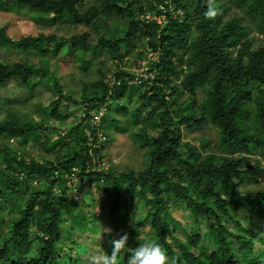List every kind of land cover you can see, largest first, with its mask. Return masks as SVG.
<instances>
[{"label": "trees", "instance_id": "1", "mask_svg": "<svg viewBox=\"0 0 264 264\" xmlns=\"http://www.w3.org/2000/svg\"><path fill=\"white\" fill-rule=\"evenodd\" d=\"M211 1L0 0V13L87 27L16 38L0 26V47L21 52L18 60H0V264H87L81 238L95 235L101 218L127 223L136 211L138 220L117 235L144 234L139 238L158 244L165 264H264V43L255 39L264 35V0ZM209 8L215 15L205 17ZM138 45L151 76L126 67L124 57ZM61 60L87 73L96 67L97 75L82 78L81 91L68 88L50 70ZM12 77L18 90L6 95ZM40 86L49 102L39 100ZM71 103L81 107L78 122L50 138L60 127L53 120L63 122ZM178 125L209 126L217 137L185 140ZM117 133L145 149L143 168L107 166L104 146ZM32 138L47 153L56 150L42 164L22 150ZM250 182L260 187L246 189ZM93 186L112 195L101 198V217L85 211ZM137 240L116 264H127Z\"/></svg>", "mask_w": 264, "mask_h": 264}, {"label": "rangeland", "instance_id": "2", "mask_svg": "<svg viewBox=\"0 0 264 264\" xmlns=\"http://www.w3.org/2000/svg\"><path fill=\"white\" fill-rule=\"evenodd\" d=\"M218 0H213L210 3V6L213 7L218 4ZM33 14V13H32ZM32 14L26 13V12H19L13 14L10 12H2L0 13V26L5 25L7 26V31L10 35L13 37H20L21 35L28 34V33H37L40 31L43 32H49V31H57L59 34L63 35H71L75 33H81L83 30H85L87 27L83 25H77V26H71V25H59L56 27H50L49 25H45L44 22H38L36 21L33 17ZM35 15V14H34ZM163 21L162 19H160ZM47 24V23H46ZM256 43L258 44H263L264 43V35H256L255 37ZM142 50V46L138 45V47H135L132 52L126 57H124V61L128 63L126 66L128 69L133 70L135 72L139 73H144L145 76H151V73H148L147 70V61L144 59H140L139 55L137 52ZM21 55V52H18L13 49H6L4 47H0V60H8V61H15L18 60L19 56ZM149 56L151 58H154L155 55L153 53H150ZM103 55L98 56V60H103ZM31 60L34 62L39 61V55L36 54L35 56H31ZM54 61H51L50 64V70L53 71L57 76L61 78V81L65 84H68V88L70 87L71 89H77V91H81V84H82V78L84 80H89L93 79L97 75V68L92 67L89 72H84L82 70H79L78 66L73 67L72 62L70 61H64L61 60L60 64L58 67L53 64ZM141 63V64H139ZM107 65L110 69L112 70H117L118 67L115 65V62L113 60L108 59ZM125 66V65H124ZM112 76V71L108 73V76ZM18 84L19 80L16 77H12L9 80H7V88L5 89L6 95L9 94L11 91H16L18 90ZM36 84H34V87ZM38 89H44L38 87ZM50 93L47 92L46 89L43 90V93L39 95V100L43 102H49L50 101ZM35 100V99H34ZM37 100V99H36ZM23 108H26L23 106ZM30 108V106H29ZM28 108V109H29ZM81 107H75L73 104H69L68 110L64 109L63 110V122H59L58 120H53L52 124H60L59 129H51L49 130V135L54 139L57 137V134H64L65 129L69 126V124L72 122L76 124L78 122V117L79 114L81 113L80 111ZM5 112L0 111V119L3 118ZM71 115V116H70ZM130 118V123L132 124L134 122L133 118L131 115H129ZM98 123V122H97ZM129 125V124H128ZM178 133L183 137V139L187 140H193L196 143H200V138L201 137H208L213 140L217 137L216 130L212 127L209 126H204L203 128L200 129H190L183 127L181 125H178ZM50 137V138H51ZM66 139H69V136H65ZM17 142V139H16ZM20 146V142H18V145ZM26 150L29 153L30 156H33L35 159L38 160V163L40 160L44 159L45 157L50 156L47 152H45L42 147L40 146V140H35V139H30L27 142L26 145ZM56 150L53 151L55 153ZM104 161H106L107 166H111L117 171H124L127 170L129 167L134 168L136 170H139L143 168L146 165V157H145V149L138 147L133 143V140L129 137L128 133H117L116 137L112 139L111 143H105L104 146ZM105 165V167H107ZM260 180L262 181V184H264V177H260ZM36 184V182H34ZM260 187V184L257 183H248L245 188H253V189H258ZM94 195V200H90V195L86 198V204L85 206V211H93L95 212L98 216L103 213V210H105V206L102 205V200L101 198L103 196H112L111 193L105 192L104 190H98L95 186H93V191ZM82 195L80 196V198ZM84 198V197H83ZM80 200V199H79ZM122 201L126 200V198H121ZM91 204V205H90ZM139 211H136L134 216L126 223V222H111L107 219L103 220L104 218H101V221L98 223V231L95 233V235H89L86 233V237H82L81 239L84 242V245L79 246L80 248H85L87 249L86 254L88 257H86L88 262L87 264H95L94 262V257L98 253H105L106 251L103 250L102 246L106 245L108 248H111L110 240L118 236L117 232L118 231H125L129 230L130 226L138 220ZM173 215L181 219L184 223L188 224V227L192 225V221L187 217L183 216V211L179 212V210H173ZM101 217V216H99ZM81 222V221H79ZM78 222V223H79ZM140 229H148L146 227V224H142ZM113 233V234H112ZM83 235H85L83 233ZM128 235V234H127ZM178 235L180 236H187V233H182L179 232ZM144 234H132L130 233L128 235V240L127 244L131 242V240L135 239L137 240L139 237H143ZM137 237V238H136ZM89 238V240H87ZM140 243L142 244V238H139ZM205 242V241H204ZM78 247V248H79Z\"/></svg>", "mask_w": 264, "mask_h": 264}, {"label": "clouds", "instance_id": "3", "mask_svg": "<svg viewBox=\"0 0 264 264\" xmlns=\"http://www.w3.org/2000/svg\"><path fill=\"white\" fill-rule=\"evenodd\" d=\"M171 4V1L169 2ZM174 8V12H178L182 8L177 7L176 5L172 4ZM171 6V7H172ZM182 11V10H181ZM180 13V12H178ZM183 14V11L182 13ZM205 17H212L215 15V10L212 8H209L204 12ZM154 17L158 20V22L162 23L164 20V17L158 15H154ZM162 19L163 21H161ZM141 75L145 76V74L142 72ZM103 108V107H101ZM100 108V109H101ZM105 108V107H104ZM99 109V110H100ZM98 110V111H99ZM98 113V112H97ZM96 113V114H97ZM95 114V115H96ZM95 117V116H94ZM100 120V119H99ZM99 120L94 122L97 123ZM49 134V132H48ZM65 134V133H64ZM58 136V134H57ZM52 138V137H51ZM11 143H16V138L11 137L10 138ZM26 145L23 147L24 151H27ZM47 152V151H45ZM50 156H52L53 153H48ZM33 157V156H28ZM40 163L42 164V160H40ZM57 173V172H56ZM76 180V179H74ZM36 182V181H35ZM85 183V182H82ZM80 185L75 186V190L79 187ZM77 191V190H76ZM77 196V195H76ZM79 196H77L78 198ZM79 199V198H78ZM127 240H128V235L127 233H122L119 234L118 236L113 237L110 240L111 244V252L110 253H98L93 259L95 264H116V256L121 252V251H127ZM166 256L163 250L159 247L158 244H154L149 240H146L142 244L138 245L135 250L131 253V255L128 256L127 258V264H165Z\"/></svg>", "mask_w": 264, "mask_h": 264}, {"label": "built area", "instance_id": "4", "mask_svg": "<svg viewBox=\"0 0 264 264\" xmlns=\"http://www.w3.org/2000/svg\"><path fill=\"white\" fill-rule=\"evenodd\" d=\"M167 3H169V2H167ZM161 7H162L163 9H166V8H164V6H161ZM171 9H172L173 12H174V8H173V6L171 7ZM178 12L182 13L181 10H179ZM164 17H165V16H164ZM104 112H105V108L103 107V108H101V109L98 111V113L95 115V117H94L95 121L99 120V119L101 118V116L103 115Z\"/></svg>", "mask_w": 264, "mask_h": 264}]
</instances>
